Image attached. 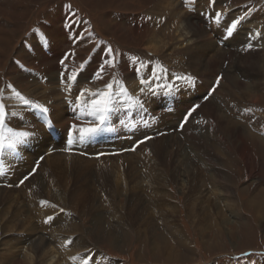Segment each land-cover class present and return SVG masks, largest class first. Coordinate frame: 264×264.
I'll list each match as a JSON object with an SVG mask.
<instances>
[{"label": "rangeland", "instance_id": "rangeland-1", "mask_svg": "<svg viewBox=\"0 0 264 264\" xmlns=\"http://www.w3.org/2000/svg\"><path fill=\"white\" fill-rule=\"evenodd\" d=\"M204 3L214 5L215 1H0V89L5 90L0 94V97H2L0 102L5 104L9 116L10 113L16 112L15 110L17 108L8 105V101L19 102L18 98L10 97L13 96L14 93L11 89L7 88V85L11 84L26 99L33 103L41 104L38 100L34 99L35 97L31 90V85L33 84L32 77H39L41 73L51 70L56 66V80L54 77L51 80H55L57 86L58 83L64 85L69 75H75L76 82L83 80L85 84L82 83V87H92L93 92L104 90L105 85L113 80L118 82L116 85L118 89L120 86L126 88L130 81H140L141 78L142 80L151 78L152 81H155L157 80L154 78L155 75H159L161 80L158 79L159 83H156L157 86H155L154 89L158 86H164L165 89L175 90L174 95L178 93L176 100L179 101V99L185 97V94L181 91L178 92L175 87L178 81L176 77L189 76L190 71L187 65H182L184 68H182L183 71H181L177 66L179 64L177 62L180 58L185 57L186 51L185 48L182 47L194 46V44L188 43L189 39H175L173 41L174 46L179 48L174 50L170 56H168L167 51L156 54L146 49L139 38L133 35V33L135 34L145 30L146 24H143L142 19L146 16V13L152 11L155 6L165 8L169 6L168 4H174L173 9L176 11V17L170 22L172 23L179 19L181 22H185V19L192 16L193 12L195 16L197 12H203L202 10L205 8L202 7V4ZM227 4L232 8L233 12H243L244 9L246 10L249 6V11L242 14L245 15V13H247L244 19L245 21L242 20L243 22L237 26L239 35L237 36L238 38L235 39L236 41H234V44H231V50L237 52L243 51V56L250 54L251 59L254 58L253 63L256 62L255 66L260 68L263 67L264 0H218L214 6L215 9L221 10L227 7ZM60 13H62V15H60ZM252 13L253 18H246ZM177 16H179V18ZM136 21L139 27L135 23ZM66 28L69 31H76L77 34L79 30V35H81L80 39L83 38L84 44H76V46L72 44L67 45L66 42L61 40V34L64 33ZM249 29L256 33L259 32V36L250 32ZM169 30L171 31L173 29L170 28ZM241 32H244L243 35L245 33L249 35L245 41H243V35L240 36ZM212 39L218 43L216 38ZM52 42L53 45H55L54 50L60 52L62 55L58 57V59L54 58L55 53H52L53 46H49ZM41 43H44L43 46H46L47 51L38 52L40 64L34 63L32 59H30V54H28V52L23 56L21 55L23 50L27 48L28 50H32L38 46L37 44L40 45ZM249 43L252 44L251 48L247 47ZM227 46L223 45L224 48ZM239 46H241L243 50H240L241 48ZM244 46H246L245 49L243 48ZM38 47L42 48V46ZM108 48L113 49L115 67L105 65V71L102 74L103 79H93L95 71L108 58ZM177 50L178 52H176ZM65 55H67V59L62 58ZM97 55L99 59L93 63ZM26 57H28V60ZM234 57V61L230 63V60H223L222 72L215 78L217 87L214 92L212 93V91H210L211 94L209 92L208 95L204 94V98H200V100L202 99L201 101H204L205 97L217 99L220 105V113L218 114L222 115V119L229 118L234 121V124L242 126L238 129V132L242 134L245 144L250 148L254 166L257 169L255 172L254 168V170L248 168L246 162L244 163L238 159L237 156H235L236 154H234L235 157L233 156V158L231 156V158L235 160L229 163L231 166L227 167V171H229L230 174H227L233 190L232 197L235 203H237V216H235L234 219L229 217L230 222L221 225L219 230L213 231L211 229L202 232L204 227L198 228L197 225L195 226L191 222L192 220L187 216L188 213L186 209L188 208L187 205L190 206L192 201L195 202L194 199H196V196L198 201L200 192L206 196L205 193L209 191V189L206 190V180H201L202 186H199L197 182L192 186L189 182H192L194 178L191 174L189 177L186 176V171H188L186 170L187 167L176 172L177 177L178 173H182L183 178L181 179H184V181L180 180L179 177V180L173 179L171 176L175 175H172V169L170 167L165 169V166L162 165V158H158L157 162H161L160 167L164 179V189H162V187L161 190L155 187L152 188V197L150 199L144 197V195L141 196L142 194H146L144 193L145 191L141 190L143 184L139 178V175L144 173V167L141 161L145 159L142 154L147 156V153L149 154L150 152H148L147 148L140 147L145 143L141 142L144 141V139L147 142L151 139H159L163 136L164 132L154 128L155 133L153 135L133 140V136H127L126 134L128 127L123 131H120L118 128L119 130H116V132L107 129L105 133L107 136L113 137L115 134L117 135V143L120 142V140L130 142V147L127 145V148L130 150L126 149L129 152L126 153L123 149H119L120 151L115 149L106 155L100 154L101 152L94 155H90L89 153L79 155L75 153L62 154L59 152L63 156H72L74 159V166L72 165L71 168L67 169L66 173L69 178L57 177V179H54L49 190L46 188L45 192L32 191L29 181L32 179L31 177L36 175L39 169L38 167H41L44 163V159L53 157L52 152L35 154L36 159L33 160V163H35L32 169L27 172L21 171L19 173L20 175L17 176L15 173L21 166L20 163L30 162V155L26 157V154H29L28 150L24 149L25 147L22 148V145H26V143L18 145L14 152L12 150H6L4 153L5 155L0 156V194H2V192H7L9 195L13 196L16 205L20 208V212H18L19 220L24 221V224H29L30 227L35 229L26 234H18V236H10L8 235L9 233L6 234L7 236L4 240L6 242L5 245L12 246L10 244H15V242H17L16 239H23V246L28 247L26 241L30 238L36 235L53 237V232L59 230L56 236L52 238L53 245L56 244L57 235L66 240L67 246H69L71 240L79 238L80 235L84 234L86 236L89 242L86 254H83L85 252L79 254L81 256L86 255L87 264H91L92 259H95L96 256L101 261V264H264V180L260 181L257 178L259 174V177L264 179V140H261L262 136L256 134V128L250 124L259 118H255V120L252 121L246 110L247 103L241 100L240 95L248 91V84L251 82L250 80L241 78V74H239L240 71H238L240 66L236 62L237 60H235L237 58ZM45 59H47V62H45ZM61 59H64L63 64L60 63ZM169 61H173L172 64H169ZM13 63L17 65L15 68H12ZM89 65L93 66V71H91V74H85V69ZM171 65L172 67H170ZM61 67H65V69ZM144 68L147 70L145 74H142ZM169 72L172 73L171 77H174L173 79L164 78L166 77L165 74ZM226 72L228 78L236 76L243 86H241V88L230 87L228 80L224 78ZM61 73H64V82H62ZM43 86L47 88L45 83ZM30 90L31 92L29 94L28 92ZM200 92L203 93V90ZM129 95L131 94L129 93ZM202 96V94L197 93V98ZM38 98L40 97L38 96ZM5 99L7 100L6 103ZM70 100L72 99L70 98L68 101ZM155 100H157V98H153L152 101ZM157 101L158 106L166 104L164 101ZM43 102L50 105V107H46L53 111V113L56 112L50 99L45 98ZM21 104L22 106L24 105L23 103ZM32 109L37 115V121L35 122L38 124H36H40L41 126L42 121L39 112L35 108ZM248 109H250V106ZM254 109L258 110L255 111V114L262 119V123L264 124V117L261 116L262 114L264 115V109L259 105H255ZM126 110L127 108H124L122 113H125ZM28 112L29 114L25 112H23L22 115L18 114L19 116L17 115L16 118L23 124L27 122V124L33 125L35 123V118L32 115V110H28ZM66 112L69 113L68 111ZM153 113L155 112H151L150 114ZM27 115L30 116L27 117ZM200 115L194 119L197 120V118H202L203 116ZM31 122L33 123L31 124ZM52 123H54L55 126V135L48 132L49 136L57 138L61 135L64 137L68 135L67 129L71 124H65L64 126L66 128L60 126L61 129L55 124L56 122L54 120ZM181 124L182 122L180 125ZM180 125L178 131H173L174 129H172L171 132L169 131L168 135H176V137H179L177 138L179 140L178 142L182 145L180 148H177V153H184L183 150L186 152L188 145L185 144V137L181 134L183 127ZM243 125L248 127L245 128ZM22 126H15L12 123L9 125V127H13V129L16 130H22V128H19ZM129 132H131V130H129ZM95 137L96 135L81 140L76 137L68 136V141L73 140L74 142L78 139L80 144L94 145L97 143L94 139ZM149 137L150 139H148ZM230 143H233L232 145H234V147L236 146L234 141ZM56 145H61V142L59 141ZM197 156L201 158L200 152L198 151L195 155V159H197ZM41 157H43L42 160L40 159ZM148 158H150V160L147 161L148 164L156 161L152 152H150ZM14 159L21 160V162H16ZM200 161L203 162V159L201 158ZM225 161L226 159H222L223 163H227ZM194 163H196V160ZM33 169H35L34 172ZM30 172L32 175L29 176V179L23 184H20V180ZM68 179H70L69 184ZM118 180H120V182H118ZM143 188H145L144 185ZM162 197H164L165 204L170 202L168 206L171 205L170 207L174 208L171 209L165 206L166 210H174L176 212L170 218L174 221L173 224H177L184 239L186 238V249L182 250L181 246L178 245L180 242L175 244V242L167 236L165 227L161 223L163 220L161 213L158 216L160 219L157 218L156 213H154V209L159 211L157 209V204L162 201ZM201 200V204H207V199L201 198ZM41 201H47V203L41 204ZM53 205H55V207H53ZM61 209H63V211H61ZM112 210L116 212H112ZM49 217H51V219H49ZM49 227L52 229L51 231L47 229ZM68 227H72V233L66 230ZM101 232H103L102 236L100 235ZM103 236H106L105 238L108 239H104ZM160 238L165 239L164 241L168 243L170 247L176 248L177 252L180 254L178 258H172L173 261H170L165 258V255L164 257L159 254L154 256L151 253V245L156 243L163 247L166 245L165 242L160 241ZM157 244L155 246H157ZM1 253L3 255L7 253L6 247L2 248Z\"/></svg>", "mask_w": 264, "mask_h": 264}, {"label": "bare ground", "instance_id": "bare-ground-1", "mask_svg": "<svg viewBox=\"0 0 264 264\" xmlns=\"http://www.w3.org/2000/svg\"><path fill=\"white\" fill-rule=\"evenodd\" d=\"M0 1L2 2L6 0ZM186 1L193 2L194 0ZM208 1H215L214 5H216V1L218 0ZM168 5L169 6L165 8L155 6L152 11L147 12L146 16H144L142 19L143 24H146V28L144 31H139V33H144H133V35L139 38L146 49L156 54H159L162 51H167L168 56H170V54L174 50L179 48L177 46H174L173 41L175 39H189L188 43L194 44V46L182 47L185 48L186 54L185 57L180 58V60H178L177 62L179 63L177 66L181 71H183L182 68H184L182 67V65L189 66V76L194 77V81L192 83H187L184 80H178L177 84L175 85L178 92H183L185 94V97L179 99L178 101L176 100V96L178 93L174 95L175 90L165 89L164 86H158L156 89H154V87L157 86L156 83H159L158 79L155 81H152L151 78L143 79L145 81L144 84H141L140 82L142 78L140 81H130L128 86L126 87L127 91L134 97L140 96L139 98L143 103V107H131L130 109L127 108L125 113H122L124 108L120 109L117 112H112L109 116L108 121L103 126V130L96 134V137L94 139L97 143L94 145L80 144L78 139L74 142L73 140L68 141V135H66L65 137L61 135L60 137L52 138L48 135V132L50 131L46 128V126L43 125V123L41 124V126L40 124L37 125L38 123L35 122L37 121V115L31 107L27 106L26 108V105L22 106L21 101H8L9 106L17 108L15 110V113L17 114L22 115L23 112L29 114L28 110H32V115L35 118V123L33 125H30L29 123L27 124V122L23 124L16 117H11L10 113L9 118L6 121L7 126L11 125V123L15 126L23 125L19 128L27 131L34 130L37 133L35 137L30 138L31 140H29L26 145H22V148L25 147L24 149L28 150L29 152V154H26V157H29L30 155V162L20 163L21 160L14 159L16 162H19L21 164L18 171L16 170L15 175H20L19 173L21 171L27 172L28 170L32 169L35 163H33V160L36 159L35 154L38 155L42 153L52 152L53 157L44 159V163L41 165V167H38L39 169L36 175L31 177L32 179H30L29 181L32 191L45 192V189L47 188V190H49L54 182V179H57V177L69 178L66 173L67 169L71 168L72 165L74 166V159L72 156H63L60 153H75L77 155L89 153L90 155H94L101 152L100 154L106 155L111 153L115 149H123L126 151V153H128L129 151H127L126 149H128L127 145L128 147H130V142H124L123 140H120V142L117 143V135L115 134L113 137L107 136V134H105L107 129H111L113 130V132H116V130L120 129V131H123L128 127V130L126 132L127 136L131 135L133 136L132 139L135 140L143 138L145 136L153 135L155 133L154 128H157V130L164 132L163 136L159 139H151L148 142L144 139L143 142L145 143L141 142L143 143V145L140 146L143 148H147L148 152H152L154 158H156V161H154V163L151 162L150 164H148L147 161L150 160V158H148L150 156V152L149 154L147 153V156H144L142 154L143 158L145 159L144 161H141L143 163L144 173L139 175V178L141 179L142 184L145 186V188H143L142 185L141 190L145 191L144 193L146 194H142L141 196L144 195V197L150 199L152 197V188L155 187L161 190L162 187V189H164V179L162 177V169L160 167L161 162H157L158 158H162V165L165 166V169L168 167L172 169V175L175 176L171 177L176 180L179 177L180 180L184 181V179H181L183 178L182 173H178L177 177L176 172L187 167L186 170L188 171H186V176L189 177L191 174L194 178L193 181L189 183L194 186L197 182L200 186L201 180H206V190L209 189V191H207L208 193H205L206 196L200 192L198 201L196 196V199H194L195 202L192 201L190 206L187 205V216L190 220H192L191 222L195 226L197 225L198 228L204 227V229H202V232L211 229L213 231H216L219 230L221 225L230 222L229 217L234 219V217L237 216V203H235V200L232 197L233 190L231 184L229 183L227 174H230V172L227 171V167L231 166L229 163L235 160L232 159L234 154H236L235 156H237V158L242 162H246L248 168H254L255 170H253L255 172L257 169L254 166L250 148H248V146L245 144L242 138V134L238 132V129L242 126L234 124V121L230 120L229 118L222 119V115L218 114L220 113V105L217 99L205 97V100L201 101L202 99L200 100V98H204V94L208 95L210 91H212V93L214 92L213 89L215 90V88L217 87L215 78L218 77L222 72L223 62L225 60H230V63L231 61H234L233 57L235 56L234 58H237L235 60H237L236 62L240 66L238 71H240L239 74H241V78L250 80L251 82L248 84V88L250 90L248 89L247 92H244L240 95L241 100H243L244 103H247L246 110L248 111L247 113L251 117V120L254 121L255 118H259L254 122H251L250 124H252V126L256 128V134L262 136L261 140H264V124L262 123V119H260V117H257V114H255V111L258 110L254 109L255 105H259L262 107V109H264V65L261 68L255 66L256 62L253 63L254 58L251 59L250 54L243 56V51L237 52L235 50H231V44H234V41H236L235 39L238 38L237 36L239 35L237 27L231 28V24L234 20L239 19V17L243 16L242 14L244 12H248L249 6L246 10L244 9L243 12H233L232 8L228 6V4L227 7L219 10L215 9V6L213 4L210 5L204 3L202 4V7L205 8L204 10H202L203 12H197L196 16L193 12V15L187 17L185 19V22H181L179 19L175 22L170 23L176 17V11L175 9H173L174 4ZM216 12H221L222 15L220 20H217L215 18ZM206 14H208L209 16ZM60 15H62V13H60ZM177 17L179 18V16ZM246 18H253V13ZM242 22L243 21H241L240 24ZM135 23L137 24V26L139 25L137 21ZM170 28L173 30L170 31ZM249 31L256 35V32H254L253 30L249 29ZM79 33V30L77 34L76 31H69L66 28L64 30V33L61 34V40H63L64 42H68L69 45L72 44L73 46H76V44H82L84 41L83 38H81L82 40L80 39L81 35H79ZM243 33L244 32H241L240 36L243 35ZM242 37L243 41H245L249 37V35L248 33H245ZM212 38H216L218 43H216V41H214ZM223 45L229 46L224 48ZM239 47L241 48L240 50H243L241 46ZM245 47L246 46H244L243 48L245 49ZM45 51H47V48H44V46H42V48L36 46L32 50H28L27 48L23 50V53H19H21V55L23 56L28 52V54H30V59H32L34 63L40 64L41 62L40 58L38 57V52L41 53ZM176 52H178V50ZM48 53L50 54L49 51ZM52 53H55L54 58L56 59L62 56L60 52L54 50V46L52 49ZM62 58H64V56ZM26 59L28 60V57H26ZM98 59L99 56L97 55L93 63ZM45 62H47V59H45ZM172 62L173 61H169V64H172ZM16 66L17 65H14L13 63L12 68H15ZM170 67H172V65ZM61 68L65 69V67ZM56 70L57 66L52 68L51 70L41 73L39 77H32L33 84L31 85V90L33 92V96L35 97L34 99L38 100V102L48 107H50V105L46 104L43 101L45 98L50 99V102L52 103L56 112L53 113V111L50 110L48 114L49 119L52 121L54 120L56 122L55 124L59 127H65V124H72L73 122L77 124L86 123L92 118L86 115H82L78 109V106L74 103L76 96L79 94L80 90L84 88L82 87V83H84V81L82 80L77 82H68L67 80L64 82V85L58 83L57 86V83L55 81V75L57 72ZM146 70L147 69L144 68L142 74H145ZM91 71H93V66L89 65L85 69L84 73L91 74ZM227 72L224 75V78L228 80V83L230 84L229 86L241 88L243 84L240 83L239 79H237L236 76H231L228 78ZM170 73L171 72H169L168 74L164 73L166 75V77L164 78L171 79L172 73ZM53 77L55 79L54 81L51 80ZM185 77L187 76L185 75ZM37 81H39L40 83ZM44 83L47 88L43 86ZM87 88L93 91L92 87ZM142 88L144 89L143 92H141ZM149 89H153L154 91H149ZM31 90L28 92L29 94ZM202 90L203 93L200 92ZM197 93H200L203 96L197 98ZM38 96L40 98H38ZM10 97L15 98V95ZM70 98L72 100L68 101ZM153 98L164 101L166 104L158 106V101H152ZM6 101L7 100L5 99V103ZM197 104L199 105V108H197L196 111L188 117L186 123H183L184 117L188 110ZM249 106L250 109H248ZM66 111H68L69 113H67ZM151 112L155 113L150 114ZM200 114L203 117L200 119L197 118V120H195L194 118H196ZM77 115H81V120H75V117ZM28 116L30 115H27V117ZM261 116L264 117L263 114ZM181 122L183 123L181 134L185 137V144L188 145V149L186 150V152L185 150H183L184 153H177V148H180V146L182 145L180 142H178L179 140L177 138L179 137H176V135L169 136L168 134L172 129H174L173 131H178ZM32 123L33 122H31V124ZM243 126L245 128L248 127L246 125ZM129 130H131V132H129ZM59 141L61 142V145H56V143H58ZM233 141L236 144L235 147L234 145H232L233 143H230ZM65 149L68 150L65 151ZM197 151L200 152L203 162L200 161L201 158L198 156L197 159H195ZM222 159H226L225 162L227 163H223ZM195 160L196 163H194ZM257 178L260 181L264 180L263 178L259 177V174ZM118 182H120V180H118ZM69 183L70 179H68V184ZM162 198H160L162 199V201L157 204V209L159 211L154 209V213H156L157 218H159L158 216L161 213L163 218V220L161 219V223L165 227L167 236L170 237L172 241L175 242V244H178V242H180L178 245L181 246L182 250L186 249V238L184 239L182 232L179 230L177 224H173L174 221L170 218L176 212L174 210L167 211L165 206L171 209L174 208L170 207L171 205L168 206L170 202H168V204L166 203V205L164 203V197ZM201 198L207 199L206 205L201 204ZM18 212H20V208H18V206L16 205L15 198L9 195V193L7 192H2V194H0V264H85L86 255L81 256L79 254L82 252H85L83 254H86L87 245L89 244L84 234L80 235L79 238L71 240L69 242V246H67L66 240L60 238L59 235H57L56 237V244H52V238L56 236L59 230H55L53 232V237L36 235L30 238L28 241L25 240L28 244V247L23 246V239H16L17 242H15V244L13 243L10 244L12 246H6V242L4 241L5 237L7 236L6 234L9 233L8 235L10 236H18V234L22 235L35 230L33 227H30L28 223V225H26L23 223L24 221L19 220ZM112 212L116 211L112 210ZM47 229L49 231L52 230L50 227ZM66 230L72 233V227H68ZM100 235L102 236L103 232H101ZM105 237L106 236H103L104 239H108ZM164 240L165 239L160 238L161 242H165ZM156 244L150 246L151 253L154 256L159 254L164 257L165 255V258L169 259L170 261H173L172 258L179 257L180 254L177 252L176 248L170 247L168 243H166L164 247L159 246V244L155 246ZM3 247H6L7 251V253L4 255L1 253ZM92 263L101 264V261L96 256L95 259H92Z\"/></svg>", "mask_w": 264, "mask_h": 264}, {"label": "snow or ice", "instance_id": "snow-or-ice-1", "mask_svg": "<svg viewBox=\"0 0 264 264\" xmlns=\"http://www.w3.org/2000/svg\"><path fill=\"white\" fill-rule=\"evenodd\" d=\"M247 13L245 15L239 17L232 22L231 28H236L238 24L242 20L245 19ZM221 12L215 13V18L220 20ZM259 36V32L256 33ZM248 48L252 47V44L249 43L247 45ZM108 58L104 61V63L95 71L93 79L99 80L103 79V73L105 71V65L109 67H115V56L113 53V49H107ZM67 55L64 56V59H67ZM64 59L60 60V63H64ZM138 71V70H137ZM62 82L64 73H61ZM155 79H160L159 75H155ZM75 75H69L67 77L68 82L75 81ZM177 80H184L187 83H192L194 81V77H176ZM117 81L113 80L105 85L104 90H97L95 92L91 91L87 87L82 88L79 94L76 96L74 103L78 106L79 111L82 115H86L91 117L92 119L88 120L84 124H77L73 122L69 125L67 129V134L69 137H76L78 139H85L92 136H95L100 131L103 130V126L109 119V116L112 112L117 111L120 108H131V107H143V103L141 102L139 97H134L129 95L127 89L123 86H120L118 89L116 87ZM145 81L141 80V84H144ZM8 89L14 93L15 97L18 98L24 105L35 108L41 114V121L44 126L51 132L52 135H55V126L52 121L49 119V111L50 109L42 104L33 103L30 100L26 99L19 91H17L11 84L7 85ZM70 90V89H66ZM5 90L0 89V94H2ZM144 89H141L143 92ZM149 91H154L153 89H149ZM214 91V89H213ZM87 94V95H86ZM2 100V97H0ZM199 108V105H194L192 108L188 110L186 113L183 123L187 122V119L196 109ZM18 114L15 112L11 113V117H16ZM9 118V113L6 111L5 104L0 102V156L4 155L6 150H12L13 152L16 150L18 145H22L28 142V140L37 135L34 131L27 130H16L9 126H7L6 121ZM75 120H81V115H77ZM183 123L180 125L183 127ZM7 133V134H6ZM150 139V137L148 138ZM143 142V141H142ZM68 149H65L67 151ZM41 160L43 157L40 158ZM35 169H33V172ZM32 175L30 172L28 175H25L21 180L20 184H23L26 180L29 179V176ZM47 201H41V204H46ZM55 207V205H53ZM63 211V209H61ZM51 219V217H49ZM87 264V261H85Z\"/></svg>", "mask_w": 264, "mask_h": 264}, {"label": "crops", "instance_id": "crops-1", "mask_svg": "<svg viewBox=\"0 0 264 264\" xmlns=\"http://www.w3.org/2000/svg\"><path fill=\"white\" fill-rule=\"evenodd\" d=\"M82 34V33H81ZM66 44L67 45H69V43L68 42H66ZM38 46H43L44 45V43H41L40 45L39 44H37ZM49 46H55V45H53V42H52V44L51 45H49ZM44 48H46V46H44Z\"/></svg>", "mask_w": 264, "mask_h": 264}]
</instances>
